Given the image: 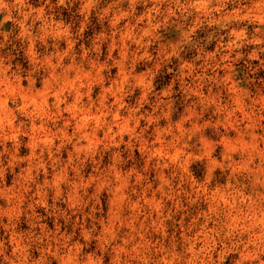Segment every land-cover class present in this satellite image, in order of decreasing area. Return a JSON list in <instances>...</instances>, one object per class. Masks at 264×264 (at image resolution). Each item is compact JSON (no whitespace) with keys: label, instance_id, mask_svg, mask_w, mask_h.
Masks as SVG:
<instances>
[{"label":"rangeland","instance_id":"rangeland-1","mask_svg":"<svg viewBox=\"0 0 264 264\" xmlns=\"http://www.w3.org/2000/svg\"><path fill=\"white\" fill-rule=\"evenodd\" d=\"M0 264H264V0H0Z\"/></svg>","mask_w":264,"mask_h":264}]
</instances>
